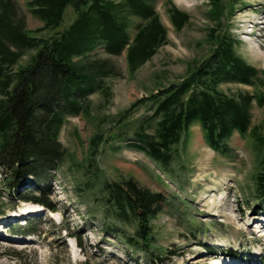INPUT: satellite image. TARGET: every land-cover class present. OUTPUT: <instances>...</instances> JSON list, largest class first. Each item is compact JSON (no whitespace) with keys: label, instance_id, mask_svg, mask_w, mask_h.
Returning a JSON list of instances; mask_svg holds the SVG:
<instances>
[{"label":"trees","instance_id":"16d2710c","mask_svg":"<svg viewBox=\"0 0 264 264\" xmlns=\"http://www.w3.org/2000/svg\"><path fill=\"white\" fill-rule=\"evenodd\" d=\"M153 2L26 0L31 16L42 23L28 29L24 18L18 16L15 2L0 0V173L2 189L10 200L33 201L55 210L43 197L49 187L42 183L54 177L69 157L59 142L61 128L69 117L91 118L89 97L95 92L108 102L109 88L102 79L117 75L111 57L124 53L128 72L133 74L165 44L166 29ZM235 2L207 1V16L215 23L207 35L212 46L210 54L189 65L191 69L180 82L138 101H151L154 111L149 118L127 134L133 124L126 116L138 105L135 103L116 119L111 118L105 128L102 124L108 120L98 121L100 128L96 126L99 130L95 129L88 139L82 160L86 169L92 166L103 144H109L112 152L122 147L140 151L171 174L169 164L177 146L197 123L204 143L225 158H230L227 141L234 132L253 148L258 156L254 195L260 202L258 208L264 207V129L252 124L250 113L253 103L264 107V70L241 59L228 28L221 30L224 13L227 26L236 10ZM167 12L176 30L188 20L174 7ZM129 26L134 30L132 37ZM47 31L51 34L43 36ZM99 47L106 57L91 60L88 56ZM31 51L28 63L19 66V60ZM222 83L251 86L253 92L227 94L219 89ZM151 120H155L153 133L147 131ZM93 174L100 179L95 171ZM99 185L104 219L111 221L104 222L101 229L115 236V221H129L135 229L124 239V245L133 252L148 254L154 239L151 223L167 205V198L139 187L132 178L120 182L100 180ZM80 186L78 183L75 190Z\"/></svg>","mask_w":264,"mask_h":264},{"label":"rangeland","instance_id":"374dc122","mask_svg":"<svg viewBox=\"0 0 264 264\" xmlns=\"http://www.w3.org/2000/svg\"><path fill=\"white\" fill-rule=\"evenodd\" d=\"M12 1L28 29L42 26L29 13L26 0ZM153 1L166 29L165 44L133 74L128 72L124 53L111 57L117 75L102 79L109 88L108 102L95 92L89 97L91 118L69 117L61 129L59 141L69 157L53 173L54 177L42 183L50 190L43 197L56 205L57 210H46L39 217L28 214L19 218L16 222L34 231L25 234V240L17 244L0 241V264H150L149 259H153L151 264H216L236 261L237 257L256 263L264 260V207L263 211L259 210L260 202L254 195L258 156L238 133L234 132L227 141L230 158H225L204 143L198 124H194L184 142L177 146L169 164L171 174L156 167L141 152L123 147L112 153L109 144H103L91 167L86 169L82 162L88 139L100 128L98 121L108 120L101 128L107 127L111 118L116 119L132 104L180 82L187 69H191L189 65L210 54L212 46L207 35L215 23L207 16L208 0ZM170 7L188 16L181 29L176 30L171 24L167 12ZM234 7L236 10L228 18L227 26L224 13L221 30L228 28L241 59L255 69L264 70V0H236ZM129 31L132 37L134 30L130 26ZM50 34L47 31L43 36ZM30 55L32 51L18 65H26ZM88 57L94 60L106 56L99 47ZM219 89L227 94L253 92L251 86L236 83H222ZM153 111L150 100L134 107L126 116L133 124L127 134ZM250 113L252 124L264 129V107L253 103ZM154 122H149V133L154 131ZM94 171L100 179L94 177ZM127 178H132L141 188L163 194L168 201L151 223L154 239L148 254L133 252L124 245V239L135 229L129 221H115L118 232L115 236L101 229L104 222L111 221L104 219L99 181L120 182ZM1 180L0 173V211L6 216L35 206L10 200ZM78 183L80 189L75 190ZM8 226L0 229L7 230ZM204 246L214 247L215 252L201 254ZM199 257L203 261L194 263Z\"/></svg>","mask_w":264,"mask_h":264},{"label":"bare ground","instance_id":"6f19581e","mask_svg":"<svg viewBox=\"0 0 264 264\" xmlns=\"http://www.w3.org/2000/svg\"><path fill=\"white\" fill-rule=\"evenodd\" d=\"M38 211L40 212H43V209H41L40 207L38 206H29L25 209L24 212H18V216L19 218H23L24 215H28V214H36ZM14 236H18V235H14ZM217 245H220L219 243ZM205 252H202L201 254H204ZM195 258V257H194ZM203 257H199L197 259L194 260V263H197V262H201L203 261ZM216 264H221V262H217Z\"/></svg>","mask_w":264,"mask_h":264}]
</instances>
